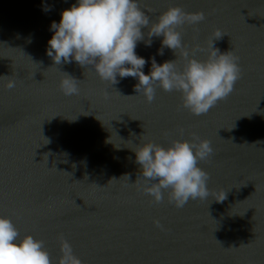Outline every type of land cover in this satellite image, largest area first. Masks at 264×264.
Returning <instances> with one entry per match:
<instances>
[{"label": "water", "instance_id": "95a60500", "mask_svg": "<svg viewBox=\"0 0 264 264\" xmlns=\"http://www.w3.org/2000/svg\"><path fill=\"white\" fill-rule=\"evenodd\" d=\"M73 3L0 0V215L21 236L43 241L52 264L61 238L82 264H264V0H138L150 22L170 5L203 12L202 22L180 29L197 59L217 31L214 45L239 57L232 92L199 116L177 91L157 87L149 103L133 77L112 85L91 66L54 65L46 55L50 23ZM161 39L137 43L145 74L152 56L185 63L168 48L157 55ZM65 72L78 79L77 95L60 90ZM8 79L14 88L4 86ZM193 134L213 149L198 162L211 195L182 208L167 194L153 202L130 148Z\"/></svg>", "mask_w": 264, "mask_h": 264}, {"label": "clouds", "instance_id": "9594fccd", "mask_svg": "<svg viewBox=\"0 0 264 264\" xmlns=\"http://www.w3.org/2000/svg\"><path fill=\"white\" fill-rule=\"evenodd\" d=\"M204 19L201 11L186 12L179 5H170L150 22L138 0H75L61 11L58 22L50 23L52 35L47 41L46 55L54 65L74 61L82 67L91 66L101 80L112 85L117 83V77H133L138 81L134 91L149 103L157 87L165 92L177 91L181 94L182 107L199 116L226 98L241 74L239 57L231 50L222 52L214 45V40L223 35L219 31L203 60L184 46L182 26L197 25ZM142 28L148 31L147 40ZM154 36L162 37L156 54L162 56L165 48L175 57L179 53L185 61L182 67L177 66L176 58L158 64L152 56L149 57L150 71L145 74L143 68L147 61L135 49L141 41L151 47ZM77 81L66 73L59 82L60 90L65 96L77 95ZM4 86L12 89L16 82L8 79ZM106 142L111 143L110 139ZM130 149L135 153L134 162L140 166V176L151 182L144 191L153 202L160 203L167 194L169 203L182 208L189 200L207 199L211 195L207 187L208 173L198 164L213 153L209 140L193 134L190 140L173 139L167 146L146 142ZM214 199L224 201L226 192L217 193ZM157 226H160L158 222ZM0 264L52 262L43 241L31 234L21 236L11 219L0 215ZM58 264H82L64 238H61Z\"/></svg>", "mask_w": 264, "mask_h": 264}]
</instances>
